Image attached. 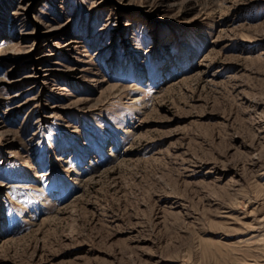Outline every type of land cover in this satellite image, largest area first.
Wrapping results in <instances>:
<instances>
[{
	"label": "rangeland",
	"instance_id": "374dc122",
	"mask_svg": "<svg viewBox=\"0 0 264 264\" xmlns=\"http://www.w3.org/2000/svg\"><path fill=\"white\" fill-rule=\"evenodd\" d=\"M0 264H264V0H0Z\"/></svg>",
	"mask_w": 264,
	"mask_h": 264
},
{
	"label": "bare ground",
	"instance_id": "6f19581e",
	"mask_svg": "<svg viewBox=\"0 0 264 264\" xmlns=\"http://www.w3.org/2000/svg\"><path fill=\"white\" fill-rule=\"evenodd\" d=\"M45 70H46V72H44V74H46V76L51 73V68L47 67V68H45Z\"/></svg>",
	"mask_w": 264,
	"mask_h": 264
}]
</instances>
